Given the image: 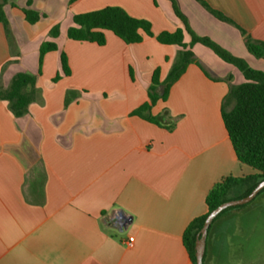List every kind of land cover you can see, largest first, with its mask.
I'll return each instance as SVG.
<instances>
[{"label":"crops","instance_id":"crops-1","mask_svg":"<svg viewBox=\"0 0 264 264\" xmlns=\"http://www.w3.org/2000/svg\"><path fill=\"white\" fill-rule=\"evenodd\" d=\"M177 1L198 35L264 70V58L251 57L245 43L246 36L264 41V0H204L245 35L199 0ZM0 3L9 20L8 30L0 22V86L19 72L36 76L23 115L0 100V264H193L183 235L208 211V191L224 176L257 172L239 161L222 116L243 73L196 43V61L145 113L159 116L157 124L133 112L149 102L154 71L163 81L181 47L145 33L127 44L110 30L105 45L73 40L62 21L121 6L149 20L155 34L175 31L184 24L170 0ZM24 8L43 16L32 24ZM58 23L54 38L49 31ZM48 40L58 49L40 67ZM61 51L71 74L54 81ZM220 227L207 237L205 264H220Z\"/></svg>","mask_w":264,"mask_h":264},{"label":"trees","instance_id":"trees-1","mask_svg":"<svg viewBox=\"0 0 264 264\" xmlns=\"http://www.w3.org/2000/svg\"><path fill=\"white\" fill-rule=\"evenodd\" d=\"M74 1L76 0H70L71 3ZM170 1L175 15L182 21L184 28L180 27L175 31H161L155 34L149 20L134 17L121 6H106L73 15V25L67 29V36L73 40L105 45L107 42L105 30H110L127 44H132L141 42L145 33L155 37L160 43L180 46L181 50L167 77L163 81H160V69L157 68L154 71L148 91L149 102L142 104L133 112L134 114L145 116L148 120L157 124H162L159 116L145 115V113L149 112L158 100H166L168 98L172 85L181 77L188 65L196 61L193 51V46L196 43L209 47L217 56L235 65L243 73L245 81L240 84H231L230 86L229 92L223 102L222 116L239 161L253 167L257 172L245 176H224L208 191L206 196L208 211L203 215L195 217L187 225L183 235L185 246L193 264H196V240L207 215L223 202L231 200L230 193L234 188H242V195L240 197L242 198L250 194L258 183L264 180V70L252 67L244 58L234 55L210 37L198 35L190 27L189 21L181 11L177 0ZM199 1L217 18L236 25L243 35L246 34V31L231 18L221 11L212 8L206 1ZM23 11L27 21L32 24L38 22L43 16L39 11L32 8H24ZM0 22L8 30L9 20L2 3H0ZM60 32L61 26L59 23L55 24L49 31L50 35L54 38L58 37ZM185 32L190 35V42L185 41ZM245 43L251 54L257 58H264V41L254 40L250 36H246ZM57 49L58 45L55 41L48 40L41 44L39 49L40 67L42 66L45 54ZM70 74L71 68L68 56L65 51H61L60 70L54 77V81H58ZM35 84V75L19 72L12 78L8 87L0 86V100H8L11 110L16 116L23 115L31 101V96L27 89H33ZM167 127L171 129L172 125ZM263 192L264 189L258 195ZM239 206L242 205L224 209L213 220L209 227L208 235L211 232L213 224L227 210ZM206 254L205 252L204 264Z\"/></svg>","mask_w":264,"mask_h":264},{"label":"rangeland","instance_id":"rangeland-1","mask_svg":"<svg viewBox=\"0 0 264 264\" xmlns=\"http://www.w3.org/2000/svg\"><path fill=\"white\" fill-rule=\"evenodd\" d=\"M62 24L70 27L73 22L68 18ZM249 55L254 57L250 52ZM241 195V187L230 193L231 200L240 199ZM216 222H220L217 231L222 234L218 245L220 264H264V192L242 206L227 210Z\"/></svg>","mask_w":264,"mask_h":264},{"label":"water","instance_id":"water-1","mask_svg":"<svg viewBox=\"0 0 264 264\" xmlns=\"http://www.w3.org/2000/svg\"><path fill=\"white\" fill-rule=\"evenodd\" d=\"M264 189V180L258 183V185L251 191L250 194H248L245 197H242L240 199H235V200H228L226 202H223L220 204L218 207H216L214 210H212L206 217L203 227L201 228L197 240H196V264H204V255L206 252V247H207V236H208V231L209 227L212 224L213 220L226 208L231 207V206H237V205H242L246 204L250 201H252L258 193L261 192V190Z\"/></svg>","mask_w":264,"mask_h":264},{"label":"built area","instance_id":"built-area-1","mask_svg":"<svg viewBox=\"0 0 264 264\" xmlns=\"http://www.w3.org/2000/svg\"><path fill=\"white\" fill-rule=\"evenodd\" d=\"M133 241H134V237H133V236H130V237L128 238V244H129V245H132Z\"/></svg>","mask_w":264,"mask_h":264}]
</instances>
